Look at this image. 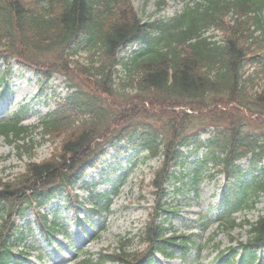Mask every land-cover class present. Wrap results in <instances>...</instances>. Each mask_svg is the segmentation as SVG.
I'll return each instance as SVG.
<instances>
[{
  "label": "trees",
  "instance_id": "1",
  "mask_svg": "<svg viewBox=\"0 0 264 264\" xmlns=\"http://www.w3.org/2000/svg\"><path fill=\"white\" fill-rule=\"evenodd\" d=\"M132 44L137 50L127 51ZM11 59L46 76L43 84L56 73L66 76L69 92L41 121L44 142H58L42 161H33L32 131L19 116L0 123V136L29 160L21 172L0 179V264H21L18 254L26 252L18 248L31 229L17 219L29 212L47 241L63 232L41 209L59 197L71 207L85 205L68 195L77 184L92 202L89 216L109 210L108 194L95 190L118 169L100 168L97 160L115 142L160 162L150 184L156 204L139 232L112 254L78 264H154L156 254L190 263L193 252L200 256L205 245L197 238L165 226L179 210L164 200L168 185L175 195L184 187L197 192L206 178L214 179L212 169L226 179L220 230L242 229L235 214L262 203L264 0H190L174 17L148 22L130 0H0V62ZM93 168L100 180L88 182ZM247 225L249 239L225 263L238 262L237 256L241 264L264 263L258 256L264 213Z\"/></svg>",
  "mask_w": 264,
  "mask_h": 264
},
{
  "label": "rangeland",
  "instance_id": "2",
  "mask_svg": "<svg viewBox=\"0 0 264 264\" xmlns=\"http://www.w3.org/2000/svg\"><path fill=\"white\" fill-rule=\"evenodd\" d=\"M132 7L137 12L138 16L144 21H152L158 17L171 18L179 13L185 2L188 0H130ZM158 2H163L165 10L158 13ZM1 76V73H0ZM37 78L29 73L16 72L12 76L10 83V93L14 96L2 99L0 96V120L11 117V114L19 110L25 104L29 105L31 111L27 115L26 123L29 126H36L41 117L53 109V104L44 103L35 99L38 94L36 88ZM63 78L57 76L52 81L48 93L56 90V94H65L63 86ZM6 110V112H4ZM206 138V136H205ZM53 147L46 145L38 150L36 161H42L51 154ZM113 152L111 151L110 154ZM128 155H122L121 162L125 167L124 174L129 170V166L133 159ZM193 160V158H192ZM28 160H20L17 153L5 141L0 138V179L8 178L14 173L23 169L24 164ZM156 163H151L148 166L141 165L137 170L127 176L125 183L118 184L115 188L118 192L112 195L111 186L99 189L98 192L109 191L111 192V205L110 213H104L102 219H88L86 223H81L78 227L74 224L73 210L69 207L65 209V203L61 200H56L51 204L46 211L56 212L62 216V223L68 229V237H57L52 243L46 244L38 230H35L33 236L29 237L28 245L34 247V251L29 253L25 258L30 262L29 264H77L83 259L91 256L98 259L100 255L112 254L118 249L121 240L129 239L138 233L139 229L147 218V210L153 204V196L151 195L150 180L152 178V169L156 168ZM189 167H193L192 164ZM113 175L112 179L116 180L119 175ZM94 178H97L95 173H92ZM225 182L221 177H216L215 180L205 181L198 189V196L192 193L187 194L184 192L182 200H178L179 207H181L180 216L173 218V227L176 230L184 231L188 228V222L195 221L197 229H201L203 225L208 224L205 232H199L197 238L202 245H205L200 262L201 264H220L217 257L218 252L232 250L238 247L240 242H246L248 235L245 231L235 230L230 235L225 234L222 230L217 228L216 221L220 213V201L224 194ZM173 188L170 187L169 190ZM81 197L86 198V193L80 189L76 190ZM113 196V197H112ZM178 195L177 198H180ZM177 201V202H178ZM176 203L173 206H176ZM81 210H85L82 208ZM264 212V201L258 207V210L250 213L237 214L240 221L256 222L259 214ZM84 216V215H82ZM82 216L80 219H82ZM32 217V216H31ZM34 222V218L31 219ZM23 224V223H22ZM36 229L35 226H33ZM32 227V228H33ZM191 234V233H188ZM232 239H231V237ZM234 240V241H232ZM211 244L208 245V242ZM199 243V242H198ZM215 248V249H213ZM38 252L42 254L41 259L38 257ZM229 254L227 251L224 255ZM196 258V252H193L189 260V264H193ZM26 264V263H24ZM155 264H183L178 259L168 260L157 257Z\"/></svg>",
  "mask_w": 264,
  "mask_h": 264
}]
</instances>
